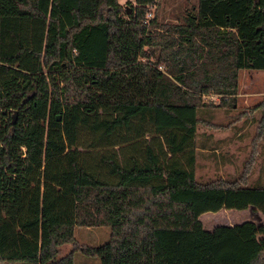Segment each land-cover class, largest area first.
I'll list each match as a JSON object with an SVG mask.
<instances>
[{
  "label": "trees",
  "instance_id": "trees-1",
  "mask_svg": "<svg viewBox=\"0 0 264 264\" xmlns=\"http://www.w3.org/2000/svg\"><path fill=\"white\" fill-rule=\"evenodd\" d=\"M153 2L0 0V264H74L75 251L206 264L215 241L230 248L213 264H264V219L224 230L198 217L226 193L264 211L262 175L249 183L264 97L237 174L196 175L220 146L198 126L229 125L214 111L237 107L241 69H264V0H196L176 22L148 17ZM76 225H108V238L80 242Z\"/></svg>",
  "mask_w": 264,
  "mask_h": 264
},
{
  "label": "rangeland",
  "instance_id": "rangeland-1",
  "mask_svg": "<svg viewBox=\"0 0 264 264\" xmlns=\"http://www.w3.org/2000/svg\"><path fill=\"white\" fill-rule=\"evenodd\" d=\"M122 4L134 3V0H121ZM196 0H154L149 5L150 15L157 12L159 21L176 22L177 16L184 11V8L195 3ZM241 85V88H240ZM239 90L237 94V102L235 110L226 112L222 108L214 111L212 121L217 123L229 124L225 126L215 127L201 123L198 130L211 131L214 137L221 139V147L226 146L228 152L233 153L230 162H214L211 158H200V163L196 168V175L199 180L209 181L216 177H232L241 169L242 160L248 155L251 138L255 132L256 118H259V109L250 111V107L255 106L264 97V69L243 68L239 75ZM239 93V92H238ZM214 98L217 99L216 96ZM244 109L245 116L234 118L235 112ZM244 117V118H243ZM261 183L264 184V152L258 156L254 171L250 175L249 183H255V179L261 176ZM227 194V193H226ZM226 201L216 205L214 208L202 210L198 217L202 226L212 229L216 226H224V230H229L235 225L251 220L261 222L264 219V211L260 204L249 203L246 206L239 205L240 200L235 195H226ZM264 200V195H259ZM206 207L207 204H202ZM231 227V228H230ZM109 226H84L76 225L74 227V235L78 241L99 244L108 238ZM236 247H241L242 251L248 246L246 240L241 235H237ZM171 243L172 252H179V242L173 241L171 236H167ZM71 247L69 242L60 245V254L66 252ZM230 244L226 241L224 244L219 241L214 242L212 248L213 254L207 257L206 264H213L222 251L228 250ZM74 264H99V257L96 255H88L81 251L74 252ZM197 264H205L199 262Z\"/></svg>",
  "mask_w": 264,
  "mask_h": 264
},
{
  "label": "crops",
  "instance_id": "crops-1",
  "mask_svg": "<svg viewBox=\"0 0 264 264\" xmlns=\"http://www.w3.org/2000/svg\"><path fill=\"white\" fill-rule=\"evenodd\" d=\"M240 88H241V85H240ZM238 92H239V93H237V94H240V90H239ZM232 110H235V109H232ZM232 110H231V111H232ZM231 111H230V112H231ZM242 116H244V115H242ZM243 118H244V117H243ZM221 141H222V140L219 139L220 146L214 148V150L216 151V157H217L218 161L221 162V163L230 162V161L232 160V158H233V153L228 152V149L226 148L225 145H223L224 148L221 147V145H222ZM222 150H223V151H224V150L227 151L228 159H226L225 162H222V161H221V151H222ZM245 157H246V156H245ZM218 161H217V162H218ZM236 174H237V173H236ZM234 175H235V174H234ZM223 178H224V177H223Z\"/></svg>",
  "mask_w": 264,
  "mask_h": 264
},
{
  "label": "built area",
  "instance_id": "built-area-1",
  "mask_svg": "<svg viewBox=\"0 0 264 264\" xmlns=\"http://www.w3.org/2000/svg\"><path fill=\"white\" fill-rule=\"evenodd\" d=\"M150 14H151V13L149 12V13H148V17H150V16H151ZM146 20H147V19H146ZM146 20H145V21H146ZM212 96H213V95H212ZM214 96H216V95H214Z\"/></svg>",
  "mask_w": 264,
  "mask_h": 264
},
{
  "label": "water",
  "instance_id": "water-1",
  "mask_svg": "<svg viewBox=\"0 0 264 264\" xmlns=\"http://www.w3.org/2000/svg\"><path fill=\"white\" fill-rule=\"evenodd\" d=\"M60 117V115H57V118H59Z\"/></svg>",
  "mask_w": 264,
  "mask_h": 264
}]
</instances>
